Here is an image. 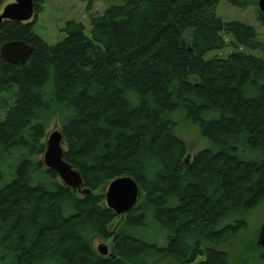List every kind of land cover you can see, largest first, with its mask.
I'll list each match as a JSON object with an SVG mask.
<instances>
[{
	"label": "trees",
	"instance_id": "16d2710c",
	"mask_svg": "<svg viewBox=\"0 0 264 264\" xmlns=\"http://www.w3.org/2000/svg\"><path fill=\"white\" fill-rule=\"evenodd\" d=\"M81 1L90 9L96 0ZM218 1L121 0L90 17L89 37L67 21L56 44L33 31L43 0H34L33 21L0 24V47L34 48L24 64L0 55V98L9 95L0 113V264H230L225 237L264 205V60L239 50L203 57L224 47L222 31L235 47L264 54V43L252 26L217 17ZM257 19L264 25L258 10ZM181 111L209 143L190 159L177 135ZM54 122L85 194L43 164ZM123 176L140 196L117 216L104 194ZM93 238L110 253L100 255Z\"/></svg>",
	"mask_w": 264,
	"mask_h": 264
},
{
	"label": "rangeland",
	"instance_id": "374dc122",
	"mask_svg": "<svg viewBox=\"0 0 264 264\" xmlns=\"http://www.w3.org/2000/svg\"><path fill=\"white\" fill-rule=\"evenodd\" d=\"M13 0H5L0 7V13L5 5ZM258 2V1H257ZM121 0H96L92 8L87 9L81 0H43L40 4V10L36 14L33 23V31L48 44H56L61 41L66 32L63 30L67 21L81 23L86 36H90V17L100 15L104 10L113 5H120ZM250 3L245 7L234 6L225 0H219L214 8V13L224 22L237 21L254 28L257 39L264 43V25L257 19L258 6ZM259 11V10H258ZM34 18V17H33ZM33 18L29 21H33ZM225 45L220 49H214L204 55L205 60L214 57L226 58L233 50H239L244 54H250L264 60V54L259 50H252L248 47H235V41L232 35L222 31L220 33ZM9 101V95L6 96ZM0 98V113H2L8 104ZM178 122L177 135L184 141L188 149V159H190L199 150L207 148L209 143L200 136L196 126L190 124L185 118L183 112L175 115ZM59 130L57 122L52 123L48 129L47 135ZM106 190V189H105ZM264 222V205L258 206L247 219L246 227L238 229L236 235L225 237L224 249L229 253L230 264H264L261 259V251L254 245L257 242V231ZM149 233L146 232V235ZM255 242V243H254ZM257 245V244H256ZM92 246L97 251L99 247L107 248L110 253V243L99 238L92 239ZM161 264H169L164 262Z\"/></svg>",
	"mask_w": 264,
	"mask_h": 264
},
{
	"label": "water",
	"instance_id": "95a60500",
	"mask_svg": "<svg viewBox=\"0 0 264 264\" xmlns=\"http://www.w3.org/2000/svg\"><path fill=\"white\" fill-rule=\"evenodd\" d=\"M258 10L264 14V0H258ZM34 17V0H13L7 4L0 13V24L4 21H15L27 23ZM33 46L24 41H8L1 45V57L12 64H24L32 54ZM42 161L47 169L53 170L61 182L78 192L85 194L81 190L82 179L80 174L63 159V140L59 130H55L47 135L45 141V151ZM105 204L115 215L121 216L133 209L139 200L140 191L136 182L128 176L118 177L112 180L105 190ZM256 244L264 250V222L259 227ZM100 255H108L106 247H99Z\"/></svg>",
	"mask_w": 264,
	"mask_h": 264
}]
</instances>
